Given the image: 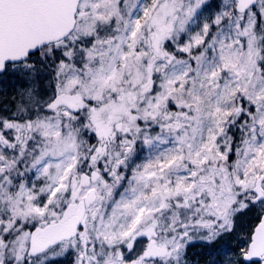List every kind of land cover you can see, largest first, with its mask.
<instances>
[{
  "label": "snow or ice",
  "instance_id": "snow-or-ice-1",
  "mask_svg": "<svg viewBox=\"0 0 264 264\" xmlns=\"http://www.w3.org/2000/svg\"><path fill=\"white\" fill-rule=\"evenodd\" d=\"M0 264H264V0H0Z\"/></svg>",
  "mask_w": 264,
  "mask_h": 264
},
{
  "label": "rangeland",
  "instance_id": "rangeland-1",
  "mask_svg": "<svg viewBox=\"0 0 264 264\" xmlns=\"http://www.w3.org/2000/svg\"><path fill=\"white\" fill-rule=\"evenodd\" d=\"M242 235V234H241ZM236 246V241L233 240V241H230L225 247L228 248V247H235ZM192 252L193 253H201L203 254L204 256H207V250L205 249H201V248H195V249H192ZM218 255H221V253H215L213 252L212 253V256L209 257V259H214L216 256Z\"/></svg>",
  "mask_w": 264,
  "mask_h": 264
}]
</instances>
